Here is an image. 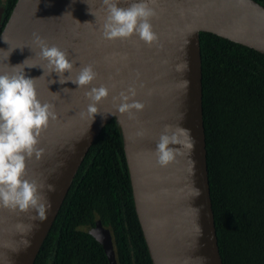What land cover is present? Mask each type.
<instances>
[{
  "label": "water",
  "instance_id": "95a60500",
  "mask_svg": "<svg viewBox=\"0 0 264 264\" xmlns=\"http://www.w3.org/2000/svg\"><path fill=\"white\" fill-rule=\"evenodd\" d=\"M130 2L121 0L120 6ZM4 5L2 0L0 29ZM151 6L157 12L152 24L159 40L149 46L135 36L103 39L101 0L17 1L0 33V74L18 71L12 67L29 57V63H45L35 56L37 33L76 61L73 76L82 65L91 64L98 73L91 86L105 85L110 95L98 106L100 114L93 122L79 115L89 103L87 88L77 89L70 81L51 84L59 80L56 73L41 77L43 69L25 68L28 77L37 78L39 99L54 105L57 114L40 137L41 157L27 160V178L44 186L41 191L52 208L40 221L31 210L0 207V264H35L91 146L112 120L122 134L134 206L152 263L223 264L208 175L200 34H214L264 54V6L255 0H156ZM182 63L187 70L177 72ZM130 86L136 89L135 99L145 104L143 111L135 119L107 114L115 112L112 97ZM165 125L189 130L193 143L161 167L155 148ZM141 130L144 135L138 136ZM89 233L103 247L109 264H117L111 229L100 220Z\"/></svg>",
  "mask_w": 264,
  "mask_h": 264
},
{
  "label": "trees",
  "instance_id": "16d2710c",
  "mask_svg": "<svg viewBox=\"0 0 264 264\" xmlns=\"http://www.w3.org/2000/svg\"><path fill=\"white\" fill-rule=\"evenodd\" d=\"M18 0H5L2 28ZM264 6V0H255ZM2 0H0V10ZM212 208L223 264H264V54L200 34ZM86 173V174H84ZM113 229L118 264H153L115 120L91 146L35 264H109L85 229Z\"/></svg>",
  "mask_w": 264,
  "mask_h": 264
},
{
  "label": "clouds",
  "instance_id": "9594fccd",
  "mask_svg": "<svg viewBox=\"0 0 264 264\" xmlns=\"http://www.w3.org/2000/svg\"><path fill=\"white\" fill-rule=\"evenodd\" d=\"M155 3L156 0H132L127 7H122L121 0H101L104 10V21L100 29L102 38L131 40L135 36L149 46L158 42L159 36L152 24V19L157 16L155 8L151 6ZM90 11L96 17L91 7ZM33 43L39 48L35 56L45 63H29L32 58L29 57L22 64L12 67L18 71L0 74V207L21 212L31 210L36 213L34 219L43 221L52 204L41 191L44 186L27 178V160L33 156L37 159L41 157L43 150L38 147L40 137L50 121L57 119V114L54 105L39 99L37 78L28 77L25 68L43 69L41 77L56 73L59 80H51V84L58 82L63 85L70 81L78 86L77 89L87 88L84 94L89 103L79 115L93 122L97 114H100L98 106L109 97L110 90L105 85L91 86L98 76L91 64L82 65L73 76L76 61L69 59L67 51L57 45L50 46L37 33H33ZM187 67V63L178 64L176 71H186ZM184 83L186 85L187 81ZM70 90L63 89L64 92ZM136 95L135 87L130 86L118 96H113L115 112L107 114L116 115L118 112L127 114L129 119H135L136 113L145 108L143 102L135 99ZM137 135L143 136V130L138 131ZM192 143L189 130L179 126L173 129L171 125H165L155 148L157 164L161 167L169 166L184 150H190ZM173 145L180 147H171ZM48 190L54 191L53 186L49 185ZM194 194L199 195V192Z\"/></svg>",
  "mask_w": 264,
  "mask_h": 264
},
{
  "label": "flooded vegetation",
  "instance_id": "af4514ba",
  "mask_svg": "<svg viewBox=\"0 0 264 264\" xmlns=\"http://www.w3.org/2000/svg\"><path fill=\"white\" fill-rule=\"evenodd\" d=\"M84 174H86V173H84ZM101 220V222H102V224L105 226V227H108V228H110L111 229V233H112V235H114V232H113V229H112V227L110 226V225H105L104 224V222L102 221V219H100V217H95V220H94V226H93V224H90L88 227H86L85 226V229L84 230H86L88 233L90 232V230H92L93 228H95L96 226H97V223L99 222ZM90 234V233H89ZM91 235V234H90ZM94 238V237H93ZM114 238H115V236H114ZM95 239V238H94ZM96 240V239H95ZM97 241V240H96ZM98 242V241H97ZM115 248H116V244H114V250H115ZM115 257H116V262H117V255H116V250H115ZM117 264H118V262H117Z\"/></svg>",
  "mask_w": 264,
  "mask_h": 264
}]
</instances>
